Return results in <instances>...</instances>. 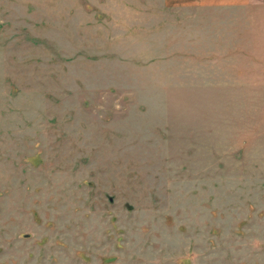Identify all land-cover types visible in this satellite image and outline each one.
I'll use <instances>...</instances> for the list:
<instances>
[{
    "label": "rangeland",
    "instance_id": "1",
    "mask_svg": "<svg viewBox=\"0 0 264 264\" xmlns=\"http://www.w3.org/2000/svg\"><path fill=\"white\" fill-rule=\"evenodd\" d=\"M0 264H264V7L0 0Z\"/></svg>",
    "mask_w": 264,
    "mask_h": 264
},
{
    "label": "crops",
    "instance_id": "2",
    "mask_svg": "<svg viewBox=\"0 0 264 264\" xmlns=\"http://www.w3.org/2000/svg\"><path fill=\"white\" fill-rule=\"evenodd\" d=\"M174 1V0H173ZM177 1V0H175ZM179 2H184L189 5L196 6H210V5H219L223 8H237L249 6L251 9H261L264 7V0H178Z\"/></svg>",
    "mask_w": 264,
    "mask_h": 264
}]
</instances>
